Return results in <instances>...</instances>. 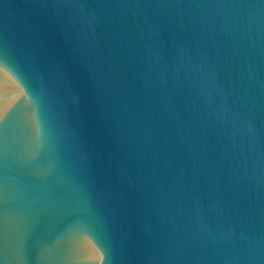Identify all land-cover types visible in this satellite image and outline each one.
<instances>
[{
	"label": "water",
	"instance_id": "1",
	"mask_svg": "<svg viewBox=\"0 0 264 264\" xmlns=\"http://www.w3.org/2000/svg\"><path fill=\"white\" fill-rule=\"evenodd\" d=\"M0 264H264V0H0Z\"/></svg>",
	"mask_w": 264,
	"mask_h": 264
}]
</instances>
